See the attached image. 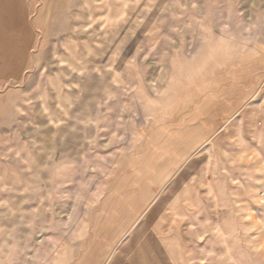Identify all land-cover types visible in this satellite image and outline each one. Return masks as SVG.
Here are the masks:
<instances>
[{
	"label": "rangeland",
	"instance_id": "374dc122",
	"mask_svg": "<svg viewBox=\"0 0 264 264\" xmlns=\"http://www.w3.org/2000/svg\"><path fill=\"white\" fill-rule=\"evenodd\" d=\"M0 264H264V0H0Z\"/></svg>",
	"mask_w": 264,
	"mask_h": 264
}]
</instances>
